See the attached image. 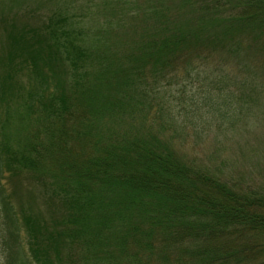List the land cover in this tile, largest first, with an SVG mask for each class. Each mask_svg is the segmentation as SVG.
<instances>
[{"label": "trees", "instance_id": "obj_1", "mask_svg": "<svg viewBox=\"0 0 264 264\" xmlns=\"http://www.w3.org/2000/svg\"><path fill=\"white\" fill-rule=\"evenodd\" d=\"M15 1L0 0V264H264V186L183 150L224 145L260 105L264 0H87L42 28L18 27ZM27 179L44 208L32 186L15 199Z\"/></svg>", "mask_w": 264, "mask_h": 264}, {"label": "rangeland", "instance_id": "obj_2", "mask_svg": "<svg viewBox=\"0 0 264 264\" xmlns=\"http://www.w3.org/2000/svg\"><path fill=\"white\" fill-rule=\"evenodd\" d=\"M86 2L87 0H17L12 5L8 2L4 3L2 10L11 12L12 9L10 16L15 17L18 27L25 24V28L27 26L42 28L43 24L50 22L54 14H56L54 19L61 14L76 15L79 19ZM21 58L22 56L18 57V61ZM20 81L27 86L28 79L25 74H19L18 83ZM252 112L249 122L240 123L234 131L233 139L231 135L228 142L224 141V145L214 143L212 134L203 141H199V144H196L194 137L191 136L186 144L183 143V150L189 155H197L199 160L215 170L226 163L225 171L231 173L233 178L251 177V181L246 180L253 182L257 187L264 186V97L258 108L254 107ZM246 138L249 142L244 143ZM237 142L241 144L237 145ZM23 176L27 178L26 175ZM24 185V189L22 192L20 190L15 199L19 198L18 202L27 204L25 188L32 186V198L40 208H44L43 190L36 185V181L27 179L24 180Z\"/></svg>", "mask_w": 264, "mask_h": 264}]
</instances>
